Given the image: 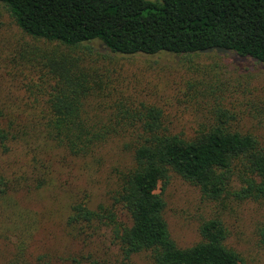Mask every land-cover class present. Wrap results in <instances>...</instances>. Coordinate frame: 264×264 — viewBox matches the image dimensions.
<instances>
[{"label": "trees", "instance_id": "trees-1", "mask_svg": "<svg viewBox=\"0 0 264 264\" xmlns=\"http://www.w3.org/2000/svg\"><path fill=\"white\" fill-rule=\"evenodd\" d=\"M30 38L21 59L40 81L14 108L0 99V149L31 151V170L0 172V264H247L228 245L221 216L232 202L264 203V137L235 127L219 109L181 125L164 107L103 93L109 75L89 57L92 42L124 55L235 51L264 63V0H0ZM112 93V92H110ZM111 143L130 161L115 168L106 201H71L65 233L78 250L35 253L40 219L18 193L52 184L59 157L95 159ZM100 164V162L98 161ZM172 175L198 186L222 211L204 220L200 239L181 247L171 235L159 189ZM264 246V220L257 228Z\"/></svg>", "mask_w": 264, "mask_h": 264}, {"label": "rangeland", "instance_id": "rangeland-1", "mask_svg": "<svg viewBox=\"0 0 264 264\" xmlns=\"http://www.w3.org/2000/svg\"><path fill=\"white\" fill-rule=\"evenodd\" d=\"M27 41L30 38L0 6V99L13 108L30 97L31 84L41 81L37 71L21 59ZM90 45L89 57L97 60L101 73L109 75V88L103 93L110 101L132 97L153 102L188 127L224 109L235 117V127L264 137V63L220 48L191 54L124 55L113 53L100 42ZM31 156L25 146L13 145L8 153L0 149V172L7 177L27 173ZM126 161L130 156L114 143L87 163L59 157L51 162V185L18 193L23 206L40 219L35 253L53 250L63 255L78 250L80 244L73 243L64 228L69 203L85 195L91 205L106 201L116 178L115 168ZM164 188L159 192L167 202L165 217L171 235L179 246H191L200 239L201 223L222 210L198 186L177 175H172ZM221 216L230 230L228 245L237 249L247 264H264V246L257 235L264 220V203L232 202ZM11 247L0 241V250L8 253ZM134 260L149 264L145 253Z\"/></svg>", "mask_w": 264, "mask_h": 264}]
</instances>
